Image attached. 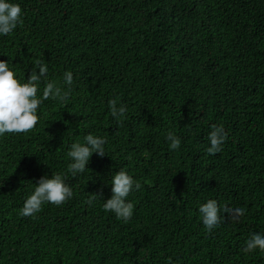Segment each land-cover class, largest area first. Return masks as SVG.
I'll list each match as a JSON object with an SVG mask.
<instances>
[{
  "label": "trees",
  "instance_id": "trees-1",
  "mask_svg": "<svg viewBox=\"0 0 264 264\" xmlns=\"http://www.w3.org/2000/svg\"><path fill=\"white\" fill-rule=\"evenodd\" d=\"M15 2L23 22L0 36V60L21 82L42 60L45 82L71 71L73 85L64 104L44 101L33 130L0 137V264H264V251H243L264 233V0ZM111 99L128 109L119 124ZM218 123L228 137L210 156ZM89 133L107 138L108 154L67 177L73 197L19 216L34 183L66 172L70 145ZM120 168L141 184L127 222L102 208ZM207 199L244 215L208 232Z\"/></svg>",
  "mask_w": 264,
  "mask_h": 264
},
{
  "label": "clouds",
  "instance_id": "clouds-1",
  "mask_svg": "<svg viewBox=\"0 0 264 264\" xmlns=\"http://www.w3.org/2000/svg\"><path fill=\"white\" fill-rule=\"evenodd\" d=\"M21 5L15 0H0V36L10 35L23 22ZM48 65L37 60L27 78L21 79L9 67L8 60H0V137L10 133H28L37 125L41 115L38 109L49 99L64 104L70 97L73 85V73L64 71L59 83L47 80ZM67 89V90H65ZM111 117L121 123L126 118L127 106L118 104L116 100L108 101ZM228 133L222 123L210 125L207 134L208 146L205 151L215 156L223 150ZM169 150L175 151L181 146V138L174 131H167L165 135ZM107 138L99 134H86L82 141L73 142L67 156L70 163L66 172L43 175L34 183L18 211L21 217H30L39 213L45 203L59 206L73 197L72 187L66 183L67 177H77L84 173L93 153L98 156L108 154L105 149ZM111 196L103 198L102 208L111 212L116 219L127 222L134 214V203L127 199L129 194L140 189L141 184L124 168L114 171L110 177ZM98 195V194H97ZM102 197V195H98ZM96 196L89 197L86 203L91 206ZM244 208L229 209L221 206L215 199H207L198 206L201 223L208 232H212L222 223V216L236 219L244 215ZM259 249L264 251V233L253 232L247 238L243 251L252 252ZM166 264H174L172 257L166 258Z\"/></svg>",
  "mask_w": 264,
  "mask_h": 264
}]
</instances>
